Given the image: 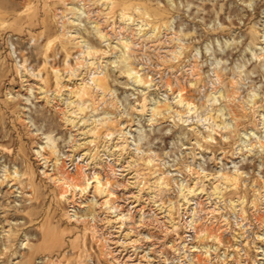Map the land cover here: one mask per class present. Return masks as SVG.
<instances>
[{
  "label": "rangeland",
  "instance_id": "374dc122",
  "mask_svg": "<svg viewBox=\"0 0 264 264\" xmlns=\"http://www.w3.org/2000/svg\"><path fill=\"white\" fill-rule=\"evenodd\" d=\"M0 264H264V0H0Z\"/></svg>",
  "mask_w": 264,
  "mask_h": 264
},
{
  "label": "bare ground",
  "instance_id": "6f19581e",
  "mask_svg": "<svg viewBox=\"0 0 264 264\" xmlns=\"http://www.w3.org/2000/svg\"><path fill=\"white\" fill-rule=\"evenodd\" d=\"M83 89H84V88H83ZM95 187L97 188V187H98V185H95ZM95 187H94V188H95ZM81 192H82V191H81Z\"/></svg>",
  "mask_w": 264,
  "mask_h": 264
}]
</instances>
